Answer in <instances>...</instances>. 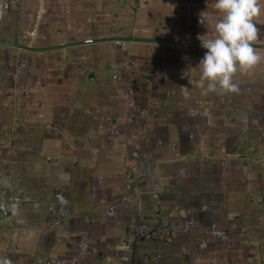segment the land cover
<instances>
[{"label": "crops", "instance_id": "0c3cea01", "mask_svg": "<svg viewBox=\"0 0 264 264\" xmlns=\"http://www.w3.org/2000/svg\"><path fill=\"white\" fill-rule=\"evenodd\" d=\"M213 4L0 0V261L264 264V11L203 93Z\"/></svg>", "mask_w": 264, "mask_h": 264}, {"label": "clouds", "instance_id": "9594fccd", "mask_svg": "<svg viewBox=\"0 0 264 264\" xmlns=\"http://www.w3.org/2000/svg\"><path fill=\"white\" fill-rule=\"evenodd\" d=\"M213 8L217 18L211 23V34L205 27L207 21L202 12L197 21L206 31L196 36L199 47L205 51L193 67H198L199 72L195 87L203 93L217 89L232 92L236 90L234 74L250 69L260 60L253 47L258 38L253 18L264 8L261 0H214ZM188 94L185 90L184 95ZM0 264H7V261H0Z\"/></svg>", "mask_w": 264, "mask_h": 264}]
</instances>
